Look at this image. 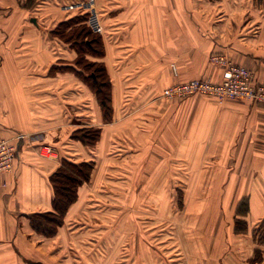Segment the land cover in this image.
<instances>
[{
    "label": "crops",
    "instance_id": "1",
    "mask_svg": "<svg viewBox=\"0 0 264 264\" xmlns=\"http://www.w3.org/2000/svg\"><path fill=\"white\" fill-rule=\"evenodd\" d=\"M64 1L35 0L29 5L27 0H0V131L17 144L18 151L13 172L0 174V264H61L67 258L68 248L59 242L57 233L63 231L69 215L72 222L62 233L67 238L77 221L76 204L82 193L51 237L38 233L28 216L54 212L50 178L63 157L95 162L115 138L122 147L112 152L129 160L135 153H145L147 145L165 140H181L178 147L184 143L181 153L187 158L181 160H188L190 166V156H205L209 145L218 158L234 155L232 165L222 159L212 163L220 172L213 185L221 193L203 200L211 208L216 203L217 209L189 212L197 221L201 214V227L181 229L189 246L188 242L179 246L176 222L168 228L167 242L137 244L142 249L135 254V264H145V258H153L152 264H264V104L235 100L219 104L204 96L181 102L160 98L164 88L178 82L199 78L219 82L222 71L210 62V56L217 53L246 66L257 82H264V0L234 4L237 11L230 19L205 17L198 5L210 0H106L98 5L104 33L93 30L97 18L87 23L93 32L102 34L104 55L88 59L106 67L112 121L104 119L97 95L80 76L76 50L51 35L71 17L62 11L61 5L68 2ZM92 3L88 0L85 11L92 12ZM87 91L90 99L84 97ZM129 123L137 125L141 141ZM85 127L102 130L95 147L72 136ZM104 139L106 150H102ZM44 147L53 149L52 157L41 155ZM104 166L100 161L95 164L88 182L92 188L107 187L102 180ZM98 172H103L100 179ZM150 212L162 217L160 210ZM98 231L105 235L107 246L113 245L109 234L117 240L120 233L111 225ZM125 232L122 228L123 236ZM146 249L149 253L144 255ZM78 250L71 257L73 263L87 264L77 256ZM129 260L122 262L130 264Z\"/></svg>",
    "mask_w": 264,
    "mask_h": 264
},
{
    "label": "rangeland",
    "instance_id": "2",
    "mask_svg": "<svg viewBox=\"0 0 264 264\" xmlns=\"http://www.w3.org/2000/svg\"><path fill=\"white\" fill-rule=\"evenodd\" d=\"M93 1L94 3L91 4L94 5L92 12L85 11L88 0H65L64 2L67 3L61 5L62 11L65 10L68 16H72L77 12H86L88 13L87 20L89 19V21H91V17L97 18L94 26L103 34L104 31L103 28H101L102 20L98 5H103L107 1ZM194 2H200V0H194ZM239 2L247 5L250 0H210L204 4L198 5V7H201L200 9L204 11L205 17L212 14V18L215 19H230L233 13L237 11L234 4H239ZM71 23L73 25L72 29L66 33L68 36H73L75 38L76 36L74 35L76 34V30L85 29L87 31L88 29L86 25L80 23L79 20H73ZM73 37H66V39H71ZM88 40L92 43V38ZM97 42L98 41H94V47L97 48L98 53L101 54L103 48L101 44ZM85 64L84 62L83 66H85ZM91 67H94L98 72L102 69V66L97 64ZM85 72L90 75L87 71ZM85 89L86 88H84V90ZM105 92L104 89L103 93ZM87 94L89 95L90 92L87 91L84 96L85 99H90L91 97ZM102 98L104 99L103 96ZM193 98L197 97H188L183 100ZM235 101L243 102L241 100ZM128 125L132 128V131H138V134L137 132L134 134L138 139L139 129L137 125L131 123ZM94 136L95 135H93V137ZM115 139H117V141L113 140V143L111 142L109 145V149L106 153L109 155L106 156L105 153H100V160L98 159L95 161L96 165L99 161L101 164H105L104 171L106 173L103 178V172H98L97 174L99 175L98 179L102 178L103 185L107 187L97 186L96 188H92L88 183V185L84 187V190L80 189L79 192L80 194L82 193V197L76 204V210H79L77 215L78 218H74L77 219V221L70 226L72 230L66 235V239L62 236V233L68 223L70 224V222H72L69 215L66 217L67 223L63 231L57 233L59 242L66 247V250L68 248V250L65 251L67 253V258L63 257L62 253L60 254V259L63 257L61 259L63 260L61 264H74V260L71 257L74 256L73 252L78 249L81 252L78 250L79 254L76 253L77 256H81V260L87 264H123L122 260L125 259H130V264H135L137 260L135 254L140 253L142 249L137 247V244L146 243V245H149L152 242L159 244L167 242L170 233L168 229L169 226H171V224L176 226L175 224L178 222V232L180 234L179 242L181 243L179 246H183L188 242V237L184 234L185 231L187 229L192 231L194 229L193 227H201L199 223L201 214L198 215L199 220L197 221L195 217L193 218V216H190L189 212L198 209H207V211L217 209L216 203L214 207L211 208L209 202L205 201L207 197L211 198L214 196L217 198V195L219 196V193H221L218 186L215 187L216 185H213L214 179H218L220 172L216 170L217 168L213 167L212 163L217 161V159L218 161L221 160L222 157L218 158V155H213V147L209 145L205 156L193 153L190 156L192 160L190 166L189 163H187L188 160L187 162L181 160L182 158H187L186 154L181 153V150H184L182 148L184 147V143H180L179 147L177 146V143L181 140H173L172 142L165 140L162 144L147 145L146 148L142 150H145V153L142 155H137L138 153H135L134 159L131 158V160H129L130 158L127 155L124 157L126 159H122L121 156H117L116 153L112 152L113 150L119 152L122 147L120 140L118 138ZM105 140L106 139H104L102 144V150L106 148ZM131 147L135 148V145H130V148ZM96 149L98 150V148ZM45 150L46 147H44L41 152L43 153ZM136 150L141 149L136 147ZM156 150L158 153L155 154ZM170 150L178 153L173 155L169 153ZM233 156V154L229 155L226 157V160L223 158L221 161L225 160L226 163L232 165L234 164V162H232ZM133 161L137 164H134L135 162L132 163ZM112 165L115 166V168L112 169ZM152 167H155V169H152ZM122 168H127L128 170H122ZM131 178H133L132 181H130ZM150 179L154 180L151 181ZM147 182H151L152 186H144ZM204 183L206 184L205 186ZM81 190L83 191L81 192ZM90 193L92 194L90 195ZM203 198H205V200H203ZM160 201L161 205H159ZM152 210H160V215L162 217L160 218L157 214L155 215L153 212H150ZM174 210L182 212L177 220L174 217ZM183 211L186 212L183 213ZM110 225L118 228L120 233L117 235V240L116 235L110 233L109 235L113 237V245L107 246L106 238H104L105 235L103 236L98 229L106 226L110 227ZM158 226H162L161 229L157 230L156 228ZM122 228L126 231V235L124 236L121 234ZM127 231H129V234ZM104 234L107 233L104 231ZM57 237L54 242L57 240ZM45 240H47L48 243H52L49 239ZM127 245L130 246L128 252L130 254L129 258L125 249ZM187 246H189V242ZM72 248H76V250H72ZM145 251L144 255L149 253L148 249ZM163 251L165 254L169 253V250L165 251V249H163ZM105 258H108L107 261ZM147 260L148 258H145L147 264H152L154 262L153 258Z\"/></svg>",
    "mask_w": 264,
    "mask_h": 264
},
{
    "label": "trees",
    "instance_id": "3",
    "mask_svg": "<svg viewBox=\"0 0 264 264\" xmlns=\"http://www.w3.org/2000/svg\"><path fill=\"white\" fill-rule=\"evenodd\" d=\"M34 2L35 0H27L26 3L30 5ZM87 18L88 13L86 12L74 13L69 19L60 22L51 31V35L67 44H70L71 47L76 50L78 54L76 66H79L82 69V74L80 76L82 77L83 81L89 85L93 93L97 95L99 103L104 112V119L107 121H112L111 117L113 109L110 105L112 88L106 67L104 63L95 62L88 59L89 56L98 59L102 58L104 55V43L101 34L93 32L89 27ZM73 20H79L80 23L85 24L88 28L87 31L85 29L76 30V34L74 35L76 36L75 38L66 34L72 29L73 25L71 22ZM66 37L73 38L66 39ZM91 38L92 43H90L88 40ZM94 41H98L97 43L101 44V47L103 48L101 54H99L97 48L94 47ZM84 62L86 63L85 66H83ZM96 64L102 66L100 72L96 71L94 67H91L95 66ZM85 71L90 73V75ZM83 72H85L87 75ZM104 89L106 91L105 93H103ZM93 135L95 136L93 137ZM101 135L102 130L100 128L85 127L75 131L72 136L87 147H95L100 141ZM94 170L95 162L92 160L88 161L80 159L78 161H74L73 159L63 157L60 167L52 174L50 178L51 186L54 191V212L33 213L28 216L32 227L38 233L45 234L50 237L57 232L59 227L64 224V219L68 210L72 204L78 200L80 187L90 181ZM181 213L182 212L174 210L175 216L179 217Z\"/></svg>",
    "mask_w": 264,
    "mask_h": 264
},
{
    "label": "built area",
    "instance_id": "4",
    "mask_svg": "<svg viewBox=\"0 0 264 264\" xmlns=\"http://www.w3.org/2000/svg\"><path fill=\"white\" fill-rule=\"evenodd\" d=\"M93 30L100 32L95 27ZM210 61L222 71V78L219 82L201 78L178 82L165 88L160 98L181 102L188 97L204 96L216 99L219 104L227 100L264 104V82H257L250 69L233 62L223 53L212 54ZM17 152V144L13 140L5 138L0 131V174L13 172ZM52 154L51 147H46V150L41 152L44 157H52Z\"/></svg>",
    "mask_w": 264,
    "mask_h": 264
},
{
    "label": "water",
    "instance_id": "5",
    "mask_svg": "<svg viewBox=\"0 0 264 264\" xmlns=\"http://www.w3.org/2000/svg\"><path fill=\"white\" fill-rule=\"evenodd\" d=\"M35 21V20H34Z\"/></svg>",
    "mask_w": 264,
    "mask_h": 264
}]
</instances>
